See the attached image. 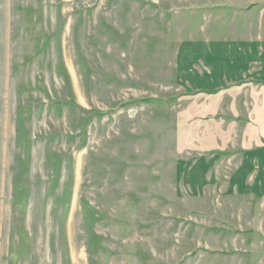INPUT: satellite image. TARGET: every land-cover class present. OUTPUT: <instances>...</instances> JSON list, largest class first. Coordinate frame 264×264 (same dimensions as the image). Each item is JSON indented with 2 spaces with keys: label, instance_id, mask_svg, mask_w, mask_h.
Returning a JSON list of instances; mask_svg holds the SVG:
<instances>
[{
  "label": "rangeland",
  "instance_id": "rangeland-1",
  "mask_svg": "<svg viewBox=\"0 0 264 264\" xmlns=\"http://www.w3.org/2000/svg\"><path fill=\"white\" fill-rule=\"evenodd\" d=\"M263 8L0 0V264H264V208L182 178L256 144L260 96L185 92L174 68L181 41L264 30Z\"/></svg>",
  "mask_w": 264,
  "mask_h": 264
},
{
  "label": "crops",
  "instance_id": "crops-1",
  "mask_svg": "<svg viewBox=\"0 0 264 264\" xmlns=\"http://www.w3.org/2000/svg\"><path fill=\"white\" fill-rule=\"evenodd\" d=\"M264 14V8L261 9ZM252 13V12H251ZM248 29L245 36L229 40L181 41L177 45L175 80L185 92L209 97L241 92L260 96V105L246 111L260 114L261 132L255 145L234 147L222 154L182 165L183 183L192 194L213 192L244 198L264 208V30ZM259 102V101H258ZM254 118V117H252ZM253 133L249 142L252 141ZM251 139V140H250ZM245 139V144H247Z\"/></svg>",
  "mask_w": 264,
  "mask_h": 264
},
{
  "label": "trees",
  "instance_id": "trees-1",
  "mask_svg": "<svg viewBox=\"0 0 264 264\" xmlns=\"http://www.w3.org/2000/svg\"><path fill=\"white\" fill-rule=\"evenodd\" d=\"M21 131H22V128L20 127V124L17 123L16 129H15V132H16V143L20 142ZM21 181L22 180H21L20 174L19 173L18 174L15 173L14 176H13V183H12V197H13L14 205L18 204L19 200L23 196L24 188L22 186V182Z\"/></svg>",
  "mask_w": 264,
  "mask_h": 264
}]
</instances>
